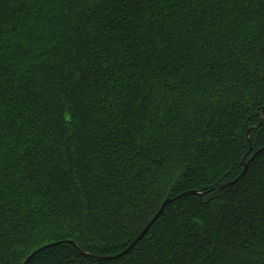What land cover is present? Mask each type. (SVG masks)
<instances>
[{"label": "trees", "instance_id": "1", "mask_svg": "<svg viewBox=\"0 0 264 264\" xmlns=\"http://www.w3.org/2000/svg\"><path fill=\"white\" fill-rule=\"evenodd\" d=\"M258 11L245 0H145L116 15L105 9L101 23L99 9L86 22L75 0H0L5 231L32 235L37 247L59 243L66 264H176L197 241L191 264H210L227 233L241 255L232 264H261L264 182L250 178L264 152L253 117L264 96L247 87L264 72V38L250 19ZM65 103L90 126L91 171L77 166V142L59 123ZM201 115L208 124L189 148L186 118ZM190 191L199 194L179 197ZM167 198L121 258L98 261L72 244L119 254ZM0 264H17L7 245Z\"/></svg>", "mask_w": 264, "mask_h": 264}, {"label": "snow or ice", "instance_id": "2", "mask_svg": "<svg viewBox=\"0 0 264 264\" xmlns=\"http://www.w3.org/2000/svg\"><path fill=\"white\" fill-rule=\"evenodd\" d=\"M75 2L82 3L84 8L88 11V14L84 17L86 22L94 16L96 10L99 9L102 13L99 16L100 22L107 23V18L103 14L105 9L116 15L126 7H134L137 4L145 3V0H75ZM184 2L187 3L189 7H192L194 3L198 4L199 0H184ZM208 2L211 4L223 5L224 7H235L238 0H208ZM249 5L259 8V11L255 14L259 17V20L256 21L251 17L250 19H252L253 23L259 28L260 34L262 38H264V0H245V7H248ZM253 31H255V29H253ZM203 39H205L204 36H195L193 37V42ZM232 43L235 44V42ZM259 51L261 55H264V44H260ZM260 66L264 68V61L261 62ZM4 71H6V68L0 67V81L3 80ZM86 75H95V72L94 70L89 69ZM77 79H80V77H77ZM80 82L83 83V80ZM137 87H139V85H137ZM247 87L258 95L264 96V72L261 73L260 79L255 81V83L249 81ZM89 92L90 90L88 88H84L81 94L88 95ZM2 105L3 96L0 95V171H2L4 167L3 125L4 117L6 115ZM57 107H60L59 123L62 125L63 132L71 134L77 142V147L70 149V151L74 155L79 154L82 156V160L77 166H83L86 171H91V161L88 159L87 153L92 151L93 147L90 142V132L88 131L90 126L88 122L84 120L80 113L66 103L63 106L57 105ZM55 110L56 108L54 107L53 112H55ZM257 116L259 117L257 124L259 127H264V102L260 103L259 111L253 113L254 118ZM206 124H208V119L203 115L199 118H194L192 116L186 118L185 125L187 127V132L184 133V143L189 148H191L192 144L196 142L198 135L205 131ZM175 134V130H173V135ZM257 142L260 143L261 148L264 149V133H260ZM254 164L255 168L253 169V175L250 178L251 181L255 183L256 178L258 177L261 182H264V152L258 154V156L254 158ZM77 175H79V173ZM0 179H2V177H0ZM4 203L3 191L2 188H0V253L4 252L5 246L7 245L12 254L16 257L17 264H32V262L36 260V257H39L38 264H66L69 252L65 248L54 243L48 245L40 244L37 247L36 241L32 235H9V233L5 231L7 223L4 217L11 210V206L9 205L5 208ZM232 239L233 237L229 236L227 233L220 238V246L208 253L207 258L210 264H219L220 260H223L224 264H232L233 260L238 261L241 259L239 249L229 243ZM194 252H200L198 241L193 244L192 248L186 250L185 255L178 259L176 264H191V258ZM260 262L261 264H264V253L260 256Z\"/></svg>", "mask_w": 264, "mask_h": 264}, {"label": "water", "instance_id": "3", "mask_svg": "<svg viewBox=\"0 0 264 264\" xmlns=\"http://www.w3.org/2000/svg\"><path fill=\"white\" fill-rule=\"evenodd\" d=\"M250 133V130L248 131V134ZM249 163L245 164V170L243 172V174L246 172L247 168H248ZM242 174V175H243ZM241 178V176L237 179H235L234 181L231 182H227L225 184H223V186L221 187H226V186H231L234 185L235 183H237L239 181V179ZM189 194H199L198 191H190V192H185L182 195H180L179 197H184L187 196ZM173 201L172 198H167L164 203L162 204L161 209L159 210V212L154 216V218L149 222V224L144 228V230L140 233V235L129 245V247H127L123 252L113 255V256H94L91 255L87 252L82 251L78 245L75 242H72V244L79 250V252L81 254H83L86 257H91V258H95L98 261H108V260H114V259H118L121 258L125 255H127L128 253H130L138 244L139 242L146 236V234L149 232V230L152 228V226L159 220V218L161 217V215L163 214L166 206L171 203ZM59 243H56V245H58Z\"/></svg>", "mask_w": 264, "mask_h": 264}]
</instances>
